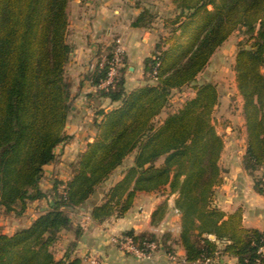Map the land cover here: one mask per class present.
Wrapping results in <instances>:
<instances>
[{"label": "trees", "instance_id": "trees-1", "mask_svg": "<svg viewBox=\"0 0 264 264\" xmlns=\"http://www.w3.org/2000/svg\"><path fill=\"white\" fill-rule=\"evenodd\" d=\"M68 1L0 0V207L7 213L21 215L29 203L48 195L40 185L44 166L69 139L65 126L72 98L64 77L71 51L66 42ZM171 2L176 14L164 21L171 36L158 38L155 56L144 66L152 83L128 92L119 68L114 84L99 87L107 64L97 65L95 95L115 105L108 112L97 110L102 115L94 122L97 135L81 152L62 192L53 183L49 208L28 227L0 233V264H82L73 252L76 241L59 259L52 246L64 231L79 239L82 226L69 212L83 206L129 155L132 164L109 187L104 201L92 207V220L122 216L138 192L168 188L177 194L178 242L187 263L230 255L237 264H264V229L244 227L241 210L226 214L214 203L215 188L223 181L219 159L224 143L211 123L219 93L212 82H196L217 48L243 29L251 43L238 48L234 65L246 129L242 166L254 177L255 191L264 195V0ZM154 21L155 15L144 9L132 25L150 27ZM185 86L194 95L157 121L170 93ZM257 171H262L259 176ZM165 210L166 204L159 206L152 225ZM125 233L138 242L164 245L153 233Z\"/></svg>", "mask_w": 264, "mask_h": 264}, {"label": "crops", "instance_id": "crops-1", "mask_svg": "<svg viewBox=\"0 0 264 264\" xmlns=\"http://www.w3.org/2000/svg\"><path fill=\"white\" fill-rule=\"evenodd\" d=\"M163 1L169 8L172 7L171 0ZM158 3L159 0L68 1L66 42L70 45L71 51L64 67V77L70 86L71 112L78 118L83 117L84 120L81 124L78 122L75 125H67L70 133H75V137L59 144L55 149V160L44 166L41 187L48 195L29 203L21 215L7 213L2 209L0 233L10 235L28 227L52 204L53 183L61 182L57 183V186L59 192H62L67 181L72 178L81 152L97 135L94 122H99L102 118V115H97V110L103 108L108 112L115 105L105 98L96 97L97 87L92 83V75L104 56L114 49L117 40L122 49L120 69L126 91H133L152 83L145 74L144 66L155 56L154 48L159 38V30L155 28V22L150 27H135L132 22L144 9H148L158 18L156 16L159 10ZM81 131H85L84 136ZM236 141L234 138L233 148L236 147ZM241 141V149L239 147L235 154L232 153L227 158L224 151L221 153L219 166L222 157L225 161L223 166H220L223 181L215 188L214 203L226 214L241 210L244 227L263 230L264 195L255 191L254 177L242 166L245 139ZM68 148L71 152L67 151ZM132 156H127L123 165L83 206L69 212L71 219L82 226L83 232L77 240L72 231L62 232L52 246L55 259L61 258L69 245L76 241L73 252L82 259V264H86V258L90 255L98 256L103 264H190L185 261V250L178 242L181 224L180 213L174 204L177 194L170 193L168 188L138 192L132 206L122 216L112 215L102 222L91 219L92 207L100 205L109 187L123 177V171L132 164ZM163 204H166L164 216L158 224L152 225L153 213ZM127 231L134 234L153 233L164 245L159 246L150 260H138L122 253L111 242L113 236ZM165 246L171 250L166 251ZM214 264H237V260L230 255H218Z\"/></svg>", "mask_w": 264, "mask_h": 264}, {"label": "rangeland", "instance_id": "rangeland-1", "mask_svg": "<svg viewBox=\"0 0 264 264\" xmlns=\"http://www.w3.org/2000/svg\"><path fill=\"white\" fill-rule=\"evenodd\" d=\"M173 6L174 5L169 8L168 4H165L163 0H159V3L157 5V8H159V10L157 11L156 15L158 18L155 17L154 21L156 24L155 28L159 30V37L167 38L171 36V26L165 25L164 21L168 22L172 18H174L176 12ZM250 43L251 40L249 36L244 33L243 29L235 30L222 43V45L217 48V50L211 56L204 70L197 76L196 79L197 83L208 81L214 83L217 87L219 98L211 114V123L213 124L217 134L220 135L223 140L224 150L222 151H224V154L227 158L228 156H230V154H235L237 150H239V147L241 149V140L245 139L246 141L245 121L242 111V98L237 89L236 72L234 70V65L235 55L238 48L240 46H248ZM261 71L264 73V65L261 67ZM193 95L194 90L191 87L185 86L179 91L173 90L170 93L168 105L157 117V121H162L169 113L178 110L182 106V104ZM83 120V117L79 116L78 118L74 116L73 112H71L70 110L65 126V132L69 136V139L65 142L75 137V133H70L71 130L67 127V125H75V123L78 122L81 124ZM85 131H81L83 136ZM234 138H236L237 140L235 143V148H233L232 145V143H234ZM69 148L67 150L68 152L70 151ZM66 162L68 163L69 161ZM224 163L225 161L222 157L220 166L222 167ZM261 172L262 171H257L255 173V176H259ZM41 182L42 179L40 181V185ZM58 183L61 184V182ZM1 210L2 208L0 207V215L2 214Z\"/></svg>", "mask_w": 264, "mask_h": 264}, {"label": "built area", "instance_id": "built-area-1", "mask_svg": "<svg viewBox=\"0 0 264 264\" xmlns=\"http://www.w3.org/2000/svg\"><path fill=\"white\" fill-rule=\"evenodd\" d=\"M107 64V72L105 79L100 80L99 87H108L114 84L115 78L118 75V70L122 66V49L119 46V41H116L112 57L109 60L105 58L100 62V67ZM155 72H153L154 74ZM111 242L119 251L124 254L133 256L138 260H150L158 250V244L155 241L144 240L142 242L135 241L129 234L122 233L111 238ZM216 257L205 260L201 264H214ZM86 264H103L102 260L96 255H90L86 258Z\"/></svg>", "mask_w": 264, "mask_h": 264}]
</instances>
